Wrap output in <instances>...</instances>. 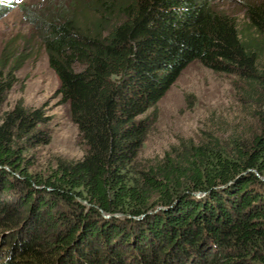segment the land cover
Wrapping results in <instances>:
<instances>
[{
	"label": "trees",
	"instance_id": "16d2710c",
	"mask_svg": "<svg viewBox=\"0 0 264 264\" xmlns=\"http://www.w3.org/2000/svg\"><path fill=\"white\" fill-rule=\"evenodd\" d=\"M26 12L85 154L32 171L47 118L22 102L6 111L13 69L0 73V264H264V0L245 3L244 26L215 0ZM195 63L237 79L253 122L143 161L146 116Z\"/></svg>",
	"mask_w": 264,
	"mask_h": 264
},
{
	"label": "rangeland",
	"instance_id": "374dc122",
	"mask_svg": "<svg viewBox=\"0 0 264 264\" xmlns=\"http://www.w3.org/2000/svg\"><path fill=\"white\" fill-rule=\"evenodd\" d=\"M10 1L13 5L10 10L0 12V58L4 52L14 54L6 64L0 62V73L4 72V76L13 69V89L5 110L22 102L27 108L44 111L47 124L40 129L43 139L41 143L35 142L28 158L33 163L32 171L45 173L59 158H83L85 147L62 104L60 81L50 67L41 38L42 27L33 23L26 12L43 8L49 0ZM215 1L222 11L244 26L245 3L258 0ZM15 60L24 62L23 66H15ZM236 83L234 76L215 73L199 63L191 65L146 116L150 131L141 153L143 161L162 158L182 141H199L208 134L223 139L234 133L243 134L253 119L241 101Z\"/></svg>",
	"mask_w": 264,
	"mask_h": 264
},
{
	"label": "clouds",
	"instance_id": "9594fccd",
	"mask_svg": "<svg viewBox=\"0 0 264 264\" xmlns=\"http://www.w3.org/2000/svg\"><path fill=\"white\" fill-rule=\"evenodd\" d=\"M10 1V0H9ZM10 2H12V1H10Z\"/></svg>",
	"mask_w": 264,
	"mask_h": 264
}]
</instances>
